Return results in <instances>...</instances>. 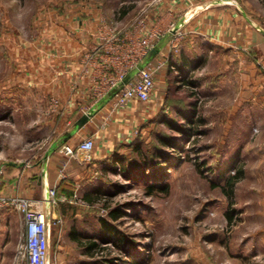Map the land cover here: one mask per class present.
Returning <instances> with one entry per match:
<instances>
[{
	"label": "rangeland",
	"instance_id": "rangeland-1",
	"mask_svg": "<svg viewBox=\"0 0 264 264\" xmlns=\"http://www.w3.org/2000/svg\"><path fill=\"white\" fill-rule=\"evenodd\" d=\"M157 1L0 0V160L23 163L38 153L42 135L36 127L45 122L51 99L43 89L36 91L30 85L29 66L45 60L47 47L62 44L55 39L67 36L70 18L80 13L77 8L92 7L117 29L134 28ZM241 1L252 18L264 22V0ZM122 6L132 9L121 18ZM204 57L193 73L178 74V86L167 90L169 102L156 113L154 128L143 135L136 133L131 147L104 159L97 176L75 182V200L57 206L62 211L60 233L51 223L48 264H80L83 257L78 246L62 261L58 259L60 245L68 241L71 230L82 244L99 243L102 252L94 258H113V264H224L226 258L264 237V214L244 212L240 203L249 192L258 190L254 160L237 163L238 142L254 139V110L246 106L243 125L237 112L222 116L230 104L223 100V92H233L232 84L229 90L213 91L206 83L210 66ZM172 105L190 120L174 113ZM169 121L189 131L179 133ZM161 136L176 138L177 147L163 145ZM161 151L166 154L160 159L164 168L173 167L163 178L152 180V188L121 174L123 165L131 163L134 168L142 159H157ZM226 165H231L230 171L222 175ZM237 169L242 174L230 187L226 180ZM223 188L227 192L233 188V194L228 197ZM113 211L116 219L109 215ZM46 213L50 214L48 209ZM101 220L113 228H102ZM23 230V224L17 227V232ZM16 246L2 251L0 264H24L17 258Z\"/></svg>",
	"mask_w": 264,
	"mask_h": 264
},
{
	"label": "crops",
	"instance_id": "crops-1",
	"mask_svg": "<svg viewBox=\"0 0 264 264\" xmlns=\"http://www.w3.org/2000/svg\"><path fill=\"white\" fill-rule=\"evenodd\" d=\"M77 9L80 13L70 18L67 36L55 39L62 44L47 47L45 60L29 66L30 85L36 91L43 89L51 103L45 122L36 127V133L42 135L37 143L38 153L23 163L0 160V196H19L42 203L51 218L53 214L44 203L47 190L59 183L60 193L70 198L77 196L75 182L97 176V167L104 159L131 147L136 133L143 135L154 128L156 113L167 98L170 65L178 68L179 76L188 75L200 68L205 55L210 66L205 74L207 85L213 91H224L232 84L233 92H223V100L237 105H226L222 116L228 118L237 112L243 125L246 106L254 110V139L238 142L237 163L254 160L258 190L249 192L240 203L244 212L264 214V72L260 68L264 62V22L252 18L241 0H158L148 15L145 13L142 25L146 29L156 26L163 33L152 49L155 52H150L142 63L162 64L155 73V88L148 102L133 101L118 109L114 107V93L99 94L97 87L103 69L94 48L99 30L107 20L92 7ZM134 28L140 31L138 26ZM134 28L118 30L129 37ZM173 37L177 41L172 48ZM84 115L89 117L88 121L77 126ZM86 138L94 142L89 160L77 150ZM66 147L73 153L65 155ZM63 163L66 177L60 180ZM69 182L72 186L67 191ZM22 224L21 216L13 209L0 211V258L7 246L17 245L21 234L17 227ZM70 233L68 241L60 245V261L78 246ZM254 241L253 247L229 256L224 264H264V237ZM78 250L83 257L80 264L91 260L81 247Z\"/></svg>",
	"mask_w": 264,
	"mask_h": 264
},
{
	"label": "built area",
	"instance_id": "built-area-1",
	"mask_svg": "<svg viewBox=\"0 0 264 264\" xmlns=\"http://www.w3.org/2000/svg\"><path fill=\"white\" fill-rule=\"evenodd\" d=\"M142 25L143 21L137 25L140 31L134 28L131 36L126 37L114 25L103 22L97 36L98 44L94 51L99 56L103 69L97 82L99 94L113 92L114 107L118 109L125 108L133 101L148 102L155 88V73L162 65H153L151 62L142 64L163 36L156 26L146 29ZM175 37L171 40V45L177 41ZM173 47H176V44ZM260 68L264 72V62L260 64ZM93 148V140L86 138L79 143L77 150L83 152L85 159L89 160ZM64 153L70 155L73 150L66 147ZM65 166L63 163L59 170L60 180L66 177ZM59 187V183H56L49 188L44 199V203L51 207V218H48L42 203L36 204L19 196H0V211L11 208L22 218L24 230L16 251L17 258L24 264H48L51 223L57 226L59 233L61 231L62 220L57 206L60 203H71L76 198H68L60 193Z\"/></svg>",
	"mask_w": 264,
	"mask_h": 264
},
{
	"label": "trees",
	"instance_id": "trees-1",
	"mask_svg": "<svg viewBox=\"0 0 264 264\" xmlns=\"http://www.w3.org/2000/svg\"><path fill=\"white\" fill-rule=\"evenodd\" d=\"M132 8L129 7H125L122 6L119 10V16L122 18L124 17ZM178 68H174L173 65H170L169 69H168V89H170V87L174 86L177 87L178 85H176L177 83H175V79L178 76ZM187 84H194V82H188ZM168 95L167 98L165 100V103H168ZM172 109L174 113H177L178 115H180L181 118L185 119L186 121L190 120V116L188 114H183L180 112L181 110H179L178 106H174L172 105ZM170 124L172 126H174L173 128L178 131L179 133H185L186 131L188 132L189 130L186 128H183L178 122L176 124H173L174 122L169 121ZM187 134V133H186ZM159 142H161L163 145H166L167 147H170L171 149H175L177 147V141L176 138H163L162 136L159 138ZM136 150V148L134 149ZM157 159H153V160H140L137 163H135L134 168L132 167V164H125L123 165V167L120 169L121 174L129 181H135L138 182L139 184H145L148 185L149 188H152L153 186H150L151 181L153 180L154 182H156L158 179L163 178L162 175L164 174V172L166 173L168 169H170L173 166L170 167H165V164L162 163V161L160 162V159L162 157V155L166 156V154H164V152H158L157 153ZM118 161V160H117ZM122 161V160H121ZM123 162V161H122ZM231 168V165H226V167L224 168V170H222V175H224L225 173L229 172ZM242 174L240 169H237L234 173L233 176H230L227 178L226 183L232 187L233 184L239 179L240 175ZM223 192L225 193V195H227L228 197H230L231 193L233 194V188L232 190L230 189V191H226V189H222ZM64 193H66L64 191V189L62 190ZM63 194V193H62ZM65 195V194H64ZM67 195V194H66ZM110 217H112L113 219H116L117 215H116V211L110 212L109 213ZM227 221L231 220V217L228 213L225 214ZM101 227L105 228V229H112V225L108 224L107 222H105L104 220L100 221ZM71 239L73 241H75L77 243V245L79 247H81L83 249V253L85 255H87L89 258H91V260H89L88 262H84L81 264H113V258H105L103 256H99V258H94V255L97 254V252H102V249L99 245V243L95 242V241H90L86 244H82V242H80L75 234V231L72 230L71 233ZM88 238V237H87ZM137 264V263H136Z\"/></svg>",
	"mask_w": 264,
	"mask_h": 264
},
{
	"label": "water",
	"instance_id": "water-1",
	"mask_svg": "<svg viewBox=\"0 0 264 264\" xmlns=\"http://www.w3.org/2000/svg\"><path fill=\"white\" fill-rule=\"evenodd\" d=\"M155 51H151V54H153ZM89 117L87 115L82 116L79 121L77 122V126H82L88 121Z\"/></svg>",
	"mask_w": 264,
	"mask_h": 264
}]
</instances>
